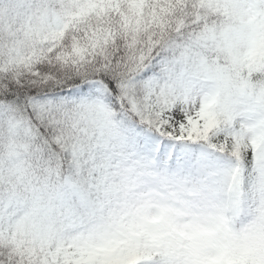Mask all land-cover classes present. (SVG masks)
<instances>
[{"label":"snow or ice","instance_id":"snow-or-ice-1","mask_svg":"<svg viewBox=\"0 0 264 264\" xmlns=\"http://www.w3.org/2000/svg\"><path fill=\"white\" fill-rule=\"evenodd\" d=\"M0 264H264V0H0Z\"/></svg>","mask_w":264,"mask_h":264}]
</instances>
